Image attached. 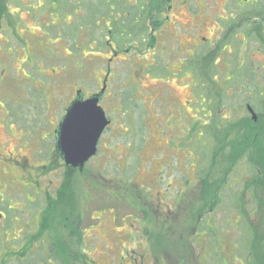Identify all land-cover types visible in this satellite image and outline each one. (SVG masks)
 I'll use <instances>...</instances> for the list:
<instances>
[{"label":"rangeland","instance_id":"1","mask_svg":"<svg viewBox=\"0 0 264 264\" xmlns=\"http://www.w3.org/2000/svg\"><path fill=\"white\" fill-rule=\"evenodd\" d=\"M148 1L159 6L160 0ZM56 5L55 0H0V115L5 114L8 128L0 124L3 159L29 157L39 144L42 158H55L45 122L37 125L39 134L33 119L51 114L54 120L78 88L87 95L98 91L112 57L101 49L104 40L98 41L101 48H93L92 41L72 32L67 11ZM174 5L170 16L178 17L181 27L176 44L158 47L163 40L156 39V29L155 50L143 38L113 61L117 97H108L104 105L116 123L104 132L101 148L82 173L63 169L69 180L59 193L52 187L64 181L60 162L10 169L13 179L0 188V198L25 212L22 254L35 249L28 264H222L220 249L228 255L227 264H264V161L245 168L240 155L257 160L258 148L243 142L240 131L233 133L226 118L229 102L244 89L230 91L223 53L215 59L204 53L202 60L193 54L194 22L184 17V6ZM136 30L147 32V25ZM81 45L84 50L77 49ZM243 60L244 52L230 57L232 64ZM22 122L31 133L22 132ZM235 123L245 126L242 119ZM3 159L0 166H11ZM242 178L249 195L243 202L255 210L240 213L241 227L233 208L242 198L235 202L230 189L243 194ZM213 208H230L229 219L223 215L221 225L213 221ZM12 223L13 218L9 238L21 229ZM242 228L252 233L248 246L242 245ZM235 241L243 247L234 249ZM0 249L5 257L19 253L8 242Z\"/></svg>","mask_w":264,"mask_h":264},{"label":"flooded vegetation","instance_id":"2","mask_svg":"<svg viewBox=\"0 0 264 264\" xmlns=\"http://www.w3.org/2000/svg\"><path fill=\"white\" fill-rule=\"evenodd\" d=\"M44 1L45 0H42V2ZM144 1L145 3L141 0V13H139V0H55L57 8H62L67 11L66 14L70 17V23H65L73 28L71 31L76 32L82 40L92 41L93 48H101L97 46L99 43L98 41L104 40L105 46H102L101 49L102 51L104 50L110 52L112 57L109 58L106 68L102 69L103 78L98 80L100 87L98 91L87 95L83 89L78 88L76 89L75 95L69 99L64 111L54 114V120H51V114H46L44 117H35L33 119L34 131L39 129L37 125L45 122L47 131L45 137L46 139L47 137L52 138L50 142H53L54 145V149L52 150L56 155L55 158H42V149H39L41 144L38 145L40 147H38V149L36 148L35 152L29 153V157L24 155L17 156V158H10V155L5 156L7 158L4 159L11 161L12 164L6 169L3 166H0V188L3 187L6 180L9 178L13 179L10 177V169L12 168L22 171L25 169L32 170L40 167L41 165L46 168H51L55 165V163L60 162V165L65 166H63L60 170L64 181L60 184V187H52L55 192L59 193L63 192L62 188L65 186L64 183L69 180V174L64 172L65 168H71L72 171L76 173H82L84 168L96 157V155L86 162L84 168L80 170L79 168L67 165L61 156V152L57 148L58 131L67 114L69 106L76 99L78 90H81L84 93L83 99H87L104 88L100 105L106 111V114L111 121L105 131L111 129L114 123H116V120L112 114L108 113L109 110L105 107L104 101H107L108 97H112V99L115 100L117 97L115 84L111 80V77L115 75L113 74V61L120 53L128 51L131 44L137 45L138 32L136 30V26L139 22H146L148 31L146 32V37L143 36V38L149 40L148 45L149 47L153 46L154 50L155 45L153 42L154 36L156 35V29L158 30L156 39L159 41L163 40L162 43H158V47L162 44H176V40L178 41L181 36V34L179 35V29L181 27L179 26V18L171 17L170 13L176 7L174 4H176L177 1L179 4L177 5L178 10L184 6L187 12V15L184 17L191 16V20L194 22L193 28L196 33H190V36L195 42L191 45L194 50L193 54L200 56V59L202 60L204 53H207V56H211L212 58L214 57L213 59H215L218 54L223 53L226 57L224 63L231 71L230 91L240 94L242 89H244L242 96L236 95L239 98L235 97L229 102L232 111L228 113V117L226 118L230 120L229 126L231 125L230 127L233 133L240 131L243 142L248 143L250 148L254 146H257L258 148L259 156L257 157V160L255 156L253 160H248L246 156L240 155L245 161V168L254 167V165H252L254 162L264 161V0H252L250 6L246 4H239V0L235 2L234 0H221L222 4H219V0H167V2L160 0L159 6L157 5L156 7H154L153 3L150 1ZM142 12H144V15ZM191 12L193 15H191ZM62 17L66 18L65 16H60L59 19ZM182 28L192 27L184 26ZM172 29L175 31H172ZM190 31H193V29ZM127 40H129V42ZM234 42L236 43L237 49H234ZM84 44L85 43L82 45ZM76 45L77 44H75V47ZM82 45L77 49L84 50L85 47ZM228 47L232 48L231 53L227 49ZM67 50L69 51L68 53L73 52L71 47H67ZM243 52L244 60L242 63L232 64V62H230L231 56L239 55ZM154 54H156V51H154ZM154 54L152 55V58ZM253 60H255V62H253ZM157 63L154 61L153 63L147 65L146 68ZM236 82L240 84L239 86L237 85V87L235 86ZM19 115L20 114L17 113V116ZM6 119L5 114L2 116L0 115V124L4 129L7 128ZM13 119L21 121V118L18 117ZM239 119L244 121L245 126H241L240 123H235V121ZM14 125H16V127L18 126V124ZM20 128L23 133L32 132L27 129V125L24 122H22ZM37 132L39 133V131ZM5 134H8L6 130ZM103 135L98 145V151L101 148V143L103 142ZM1 149H3V147H0V156L3 154ZM247 151H249V155L252 153L249 149ZM1 159L3 158L0 157V161ZM238 159L227 162L226 166L228 167ZM137 171L139 172V169H137ZM28 172L32 175L31 171ZM41 172L42 171H36L34 174L35 176H40ZM243 178L245 180L246 177L244 176ZM243 178L239 188L241 191L245 190ZM18 182L20 183V181ZM54 182V179H52L51 183ZM230 190L232 193L236 192V194H233L235 202H240V199L242 198L240 205L237 208H233L238 215V221L241 225L240 213L247 212V214L252 215L255 210L254 205L252 203L245 204L243 202V198L249 196L248 191H244L243 194H241L240 192L238 193L232 189ZM219 199L223 205L221 197L217 199V202ZM0 205V248L8 242L9 246L13 247L16 251H19V253L14 256L5 257L3 250L0 249V264H28V258H31L30 256H32L35 249H32V253L27 252L22 254V245L20 244V241L21 235H23L26 230L23 229L25 227H23L22 220V216H24L23 213L25 212H22L20 208L11 207V203L6 201L4 197L0 198ZM234 206H236L235 203ZM248 208L250 209L249 213ZM227 211H231V209L227 208L221 212L220 210L216 211V209L213 208V212H215V214L217 213L216 219H213V221H219L221 225L223 215H226V218L229 219L230 213ZM218 215L220 217H218ZM232 215H234L233 212ZM12 218V228L21 227V229L20 231H17L16 237L9 238L10 236L8 231ZM34 232L39 233V230H34ZM225 232L229 233L230 230H226ZM241 233L242 234L240 235L243 237V228ZM219 240L221 241L220 236L218 237V244ZM237 246L243 247L244 245L241 246L238 241L232 242V247L234 249ZM22 249L24 250L25 247ZM219 251L223 256L220 262H222V264H227L226 261L228 259V255H225L222 249Z\"/></svg>","mask_w":264,"mask_h":264},{"label":"water","instance_id":"3","mask_svg":"<svg viewBox=\"0 0 264 264\" xmlns=\"http://www.w3.org/2000/svg\"><path fill=\"white\" fill-rule=\"evenodd\" d=\"M104 88L87 99L78 90L58 131L57 148L67 165L82 170L97 154L100 139L110 124L106 111L100 105Z\"/></svg>","mask_w":264,"mask_h":264},{"label":"trees","instance_id":"4","mask_svg":"<svg viewBox=\"0 0 264 264\" xmlns=\"http://www.w3.org/2000/svg\"><path fill=\"white\" fill-rule=\"evenodd\" d=\"M143 1V3H145V1L144 0H142ZM156 1H158V0H156ZM140 6H141V0H139V5H138V9H139V13H141V11H140ZM142 14H144V12H142ZM144 24H146V22H139L138 23V25L139 26H141V25H144ZM143 36L144 37H146V31L145 32H143V31H140L139 33H138V36H137V40L138 41H141L142 39H143ZM128 42H129V40H127ZM254 168V167H253ZM258 172V170H256L255 171V173H257ZM224 183V182H223ZM222 183V184H223ZM219 186H221L220 184H219ZM224 187V186H223ZM227 190V189H226ZM233 194H236V192L235 193H233ZM243 231H244V234H243V238H242V244L244 245V243H245V245H247L248 246V243L251 241V239L253 238V236H252V233L251 232H249V234L247 235V231H245V228H243ZM252 231H253V233H254V229H252ZM246 232V233H245ZM245 237V238H244ZM250 244V243H249ZM247 248H249V247H247Z\"/></svg>","mask_w":264,"mask_h":264}]
</instances>
